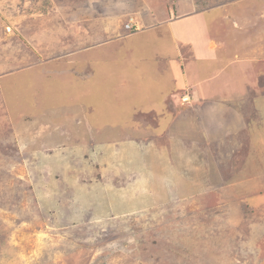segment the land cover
Instances as JSON below:
<instances>
[{"label":"rangeland","instance_id":"374dc122","mask_svg":"<svg viewBox=\"0 0 264 264\" xmlns=\"http://www.w3.org/2000/svg\"><path fill=\"white\" fill-rule=\"evenodd\" d=\"M26 1L0 0V81L12 79L2 87L18 85L14 71L32 76L44 44L48 55L86 36L83 22L64 29L58 11L40 21L39 0ZM198 1L200 8L225 2L226 12L236 5L234 37L258 20L264 34V0ZM194 19L182 24L191 35ZM31 25L41 29L33 41L25 37ZM96 56L85 62L110 58L106 49ZM31 106L21 119L10 110L0 119V264H264L261 109L257 119L251 107L239 104L238 116L223 107L225 119H188L170 127L175 138L136 141L117 119H76L77 108L64 119L57 112L35 119ZM97 107L88 115H102Z\"/></svg>","mask_w":264,"mask_h":264},{"label":"crops","instance_id":"0c3cea01","mask_svg":"<svg viewBox=\"0 0 264 264\" xmlns=\"http://www.w3.org/2000/svg\"><path fill=\"white\" fill-rule=\"evenodd\" d=\"M46 1L48 8L42 0L37 3L46 11L41 19L38 18L40 21L50 20L58 11L59 18L63 16L64 29L71 27L68 22L74 25L83 22L86 36H76L77 40L71 37L66 42L69 47L48 52V55L49 49L44 44L34 55L39 60L36 64L39 68H30L32 76H24V70L12 72L18 85H0V119H7L9 110L12 119H21L23 110L32 108L31 105L38 111L34 114L35 119H44L46 113L52 112L59 114L57 119H64L77 108L76 119H95L96 124L102 119H117L119 128L129 129L130 137L136 141L153 139L161 134L167 141L170 131L176 130L170 128L174 123L179 127L188 119L199 122L201 119H225L222 112L218 115V110L223 107L238 116V105L242 104L245 108L251 107L257 119L262 117V21L247 25L246 35L234 37L237 26L231 17L236 5L230 4L226 12L221 11L225 2L200 8L198 0ZM51 1L52 4L56 1L54 6H49ZM26 2L24 0L23 4ZM194 18L200 23L193 27L191 35L190 29H183L182 24L191 26ZM130 20L137 26L135 31L124 28ZM36 25H31L25 33L31 41L41 33ZM104 49L110 55L108 62L91 59V63L85 62L92 56L98 57ZM69 60L78 61L68 64ZM52 61L57 63L53 70L48 64ZM235 66L240 69L234 71ZM78 70H81L79 78L75 75ZM243 74H249L246 82L238 79ZM9 80L12 81L8 77L6 82L0 83ZM242 92L244 97L239 99ZM13 101L16 104L10 107L9 102ZM44 102L46 108L42 109ZM94 104L97 109H102V115L98 110L95 115H88ZM96 129L102 134L106 132L102 131L103 126ZM169 135L175 138L171 133Z\"/></svg>","mask_w":264,"mask_h":264},{"label":"built area","instance_id":"2783aa9c","mask_svg":"<svg viewBox=\"0 0 264 264\" xmlns=\"http://www.w3.org/2000/svg\"><path fill=\"white\" fill-rule=\"evenodd\" d=\"M131 22H132V21L130 20V22L127 23V24L125 25V27H124L126 30H128V31H130V32H131V31H135V30L137 29V26H136V25L133 26V25L131 24ZM186 100H187V99H183V101H186Z\"/></svg>","mask_w":264,"mask_h":264},{"label":"trees","instance_id":"16d2710c","mask_svg":"<svg viewBox=\"0 0 264 264\" xmlns=\"http://www.w3.org/2000/svg\"><path fill=\"white\" fill-rule=\"evenodd\" d=\"M248 156H249L250 158H252V157H251V154H248ZM249 157H247V158H249ZM258 162H259V160H258ZM258 162H257V164H260V162H259V163H258ZM245 166H246V168H245ZM258 166H259V165H258ZM261 167H262V166H261ZM246 169H248L247 162H246L245 164H243V166H240V167H239V172L244 174V173H246V171H247ZM244 176H246V175H244Z\"/></svg>","mask_w":264,"mask_h":264}]
</instances>
